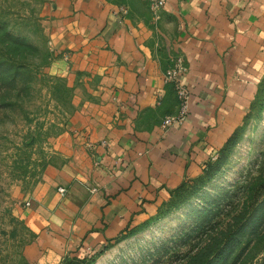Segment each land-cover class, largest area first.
<instances>
[{
  "label": "crops",
  "instance_id": "1",
  "mask_svg": "<svg viewBox=\"0 0 264 264\" xmlns=\"http://www.w3.org/2000/svg\"><path fill=\"white\" fill-rule=\"evenodd\" d=\"M46 12L56 67L86 100L25 209L30 247L57 260L99 251L216 158L253 96L264 0H51ZM177 59L184 69L167 80ZM176 81L187 113L164 128L179 111Z\"/></svg>",
  "mask_w": 264,
  "mask_h": 264
},
{
  "label": "rangeland",
  "instance_id": "2",
  "mask_svg": "<svg viewBox=\"0 0 264 264\" xmlns=\"http://www.w3.org/2000/svg\"><path fill=\"white\" fill-rule=\"evenodd\" d=\"M50 1L0 0V264H63L79 253L50 260L32 249L36 230L25 210L86 101L76 98L82 85L56 67ZM262 61L230 143L147 219L107 242L93 264H264Z\"/></svg>",
  "mask_w": 264,
  "mask_h": 264
},
{
  "label": "built area",
  "instance_id": "3",
  "mask_svg": "<svg viewBox=\"0 0 264 264\" xmlns=\"http://www.w3.org/2000/svg\"><path fill=\"white\" fill-rule=\"evenodd\" d=\"M148 2L149 7L152 10H158L164 5L165 0H145ZM183 66L180 63V59H177L176 66L174 69H171L168 71L166 75V79L170 80L172 78L176 77V73L181 72L183 70ZM176 94L179 98V111L176 114L173 115H166L161 122V126L164 128H168L169 126L173 125L174 123H180L183 121L184 117L186 116L187 113V100H188V93L186 88L180 84L179 82L176 81ZM92 190H95V188H92ZM57 191L60 194L65 193V188L62 186H59L57 188Z\"/></svg>",
  "mask_w": 264,
  "mask_h": 264
},
{
  "label": "trees",
  "instance_id": "4",
  "mask_svg": "<svg viewBox=\"0 0 264 264\" xmlns=\"http://www.w3.org/2000/svg\"><path fill=\"white\" fill-rule=\"evenodd\" d=\"M235 132V131H234ZM234 132H232L231 134H230V136L228 137V139H227V141H226V143L224 144V146L221 148V150L223 149V148H225L229 143H230V141H231V139H232V137H233V133ZM220 152V151H219ZM218 152V153H219ZM212 161H210V162H208V163H206V165L203 167V169H206L207 168V166L208 165H210V163H211ZM185 181V180H184ZM183 181V182H184ZM182 182V183H183ZM182 183H181V185H182ZM180 185V186H181ZM180 186H178L176 189H174V190H172L171 192H170V194H172L173 192H175ZM101 254V250L100 251H98L97 253H92V254H84V253H73L72 255L73 256H71V257H69V258H67V259H65V261L63 262V264H93L94 262H95V260H96V258L99 256Z\"/></svg>",
  "mask_w": 264,
  "mask_h": 264
}]
</instances>
